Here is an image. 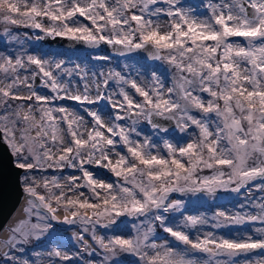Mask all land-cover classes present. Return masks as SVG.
<instances>
[{"label": "snow or ice", "instance_id": "obj_1", "mask_svg": "<svg viewBox=\"0 0 264 264\" xmlns=\"http://www.w3.org/2000/svg\"><path fill=\"white\" fill-rule=\"evenodd\" d=\"M42 2L43 7L41 0L30 5L28 0H0V21L94 47L112 45L120 56L142 52L167 66L163 72L173 73V86L165 88L155 74L152 87L142 86L138 77L114 70L93 73L91 84L81 76L77 85L61 78L73 74L62 61L50 63L31 54L26 59L0 56V73L8 81L0 87V139L17 158L16 166L27 171L67 167L81 174L68 178L67 192L59 177H42V185L35 176L24 177L28 218L10 229L11 236L0 245L6 249L0 252L4 264H81V251L102 255L100 264H264V203L255 212L218 211L212 217L214 228L260 225L251 232L201 236L185 229L205 225L207 219L186 215L185 200L172 196L219 200L218 192L239 193L257 180L261 183L256 187L264 190V0H201L196 6H186L184 0ZM38 17L47 18L51 26L44 27ZM161 17L167 18L163 30ZM76 70L83 71L79 65ZM97 75L102 79H95ZM110 81L120 86L122 99L113 98ZM37 87L55 95L39 94ZM25 90L28 95H20ZM65 99L95 106L84 109L89 120L64 106H50ZM105 107L114 110L107 120ZM157 117L173 122L191 139L179 145L165 140L166 151L161 152L149 137L141 139L137 129L142 120L167 132ZM64 134L69 137L66 145ZM90 168L106 169L117 179L105 182ZM205 169L212 174L198 175ZM81 178L83 183H77ZM41 186L47 199L37 193ZM38 207L43 214L33 212ZM82 209H91V216ZM169 213H180L182 222L170 220ZM102 218L107 219L102 223ZM64 226L81 227L73 236L83 248L72 255L51 247L70 230ZM97 226L115 234L97 235ZM157 229L173 240L157 243ZM89 232L100 252L85 241L82 233Z\"/></svg>", "mask_w": 264, "mask_h": 264}, {"label": "rangeland", "instance_id": "obj_2", "mask_svg": "<svg viewBox=\"0 0 264 264\" xmlns=\"http://www.w3.org/2000/svg\"><path fill=\"white\" fill-rule=\"evenodd\" d=\"M29 5L31 4V0H28ZM206 2V0H205ZM184 3L186 6H196L201 3V0H184ZM163 7H166L167 5H162ZM41 7H43V2L41 0ZM21 10H25L23 6L21 7ZM201 14L203 13V10H200ZM84 23L89 24L90 22L84 20V18H80ZM38 21H41L44 25V27H50L51 21H49L45 17H38ZM167 23V18L161 17V26L162 30L164 29V26ZM8 30L6 33L5 30ZM47 35L45 32L41 31L40 29H36L33 27H24L16 26V25H10L5 24L3 21H0V56L4 55H13V58L15 55H22L26 59L27 54L36 55L39 56L43 60H47L50 63L55 62H63V66L68 68L69 70L73 71L72 76L66 77L62 76L61 78L67 81L68 79H71L75 84L79 85L82 84V81L80 79L81 76H84L85 80L91 84L93 81V73H108L109 71H120L122 74H127L131 78H137L138 77V83H140L142 86L146 87H152V77L153 74L160 76L161 80L164 83L165 88L172 87V72H163V68L167 67L166 65L161 66V62L155 61L151 63L143 62L138 60L134 57L129 56H110L107 54H103L98 51L93 52H78V51H66L63 49H59L56 47L48 46L46 45L43 40L46 38ZM37 37H40L39 39ZM53 38L54 36H50ZM233 39H240V38H233ZM97 57H111L110 60H104V59H97ZM2 62V61H0ZM76 65L80 66V69L83 71L76 70ZM27 66V65H26ZM35 67V66H33ZM161 69L160 71H157V69ZM86 73V75H85ZM55 75V73H54ZM95 79L100 80L102 77L97 75ZM8 81L4 79V74L0 73V87H4L5 84ZM119 87L115 84L114 81L109 82V91L113 94V98L116 100L122 99L119 96ZM36 91L39 94L43 95H55L51 92L50 89L44 88V87H38ZM131 94V93H130ZM22 96H27L28 92L22 91L20 93ZM205 99H207V94H202ZM167 98V97H166ZM142 99V98H139ZM173 99H175V96H173ZM52 107H59L64 106L68 108L70 111H75L79 115L84 116L85 121L89 120V117L85 114L84 109L95 107L90 106L87 104L80 105L76 101L72 100H58L55 101L52 105ZM114 110L109 109L107 111H104L103 118L107 120L108 115L112 113ZM193 115H197L196 111L193 110ZM55 115V114H54ZM118 123L125 124V121H117ZM137 129L141 131V139L144 136L149 137L154 142L158 144V147L160 148L161 152L166 151L163 147V142L166 140L174 145L184 144L188 142L191 137L185 133H182L177 130L173 134H166L162 131H159L157 129H153L147 122L142 121L137 125ZM198 131V130H197ZM192 132V129H189V133ZM33 137L36 136V132L33 131L31 133ZM20 137V130L17 129V142H19ZM133 138H136L133 136ZM65 145L68 143V135L64 134L63 136ZM51 145H49L50 147ZM52 153L55 155H59L60 153L56 151L55 147H52ZM120 150L119 148L117 149ZM15 161L17 163V158L15 157ZM187 166V165H186ZM87 167V166H86ZM90 171L94 172V176L104 180L105 182H113L117 178L114 177L110 172H108L106 169H100V168H90ZM227 171V169L225 168ZM212 172L210 170L205 169L202 172H199L198 175L205 176V175H211ZM35 176L36 183L38 185H42V177H47L51 179L53 176L60 178V183L64 187V190L67 192L68 189V178L72 175L75 176H81L80 172L76 169H70L65 167L63 170H56V169H48L47 171H40V170H34V171H27L24 170L22 174V182L25 186L24 177L25 176ZM77 183H83V178L81 180L77 181ZM261 181L257 180L250 184L249 186L245 188H241V191L239 193L231 192V191H221L217 193V196L219 197V200L214 198H208L206 201H199L196 197H192L190 195H183L179 193H173L172 196L177 199H183L186 202V215H203L205 219H207V224L205 225H198L194 229H185V231H189L191 234L194 235H201L208 232H214L217 236L221 235H231L233 233H239L244 230H247L251 232L252 227H259V224L250 226L248 224L244 225H232L228 228H214L213 225L216 223L215 220L212 219L214 214L218 211H227L228 213H240L244 214L247 212H255L258 211L257 206L261 203H264V190H261L260 188L256 187V185H259ZM231 187H235V184L231 185ZM53 191H56L53 189ZM80 191H84L87 196V190L84 188H81ZM38 195H45L47 199V192L43 187L37 188ZM72 195V198H76L75 195ZM81 199H84V197H81ZM38 200V199H37ZM29 201V199H27ZM39 201V200H38ZM90 202H94L90 198ZM40 203V202H39ZM54 203V202H53ZM37 204V203H36ZM55 206V205H54ZM243 206V207H241ZM28 207V203H27ZM26 207V208H27ZM41 212L43 214L44 210H40V208L33 209V212ZM87 211L88 215L91 216L92 210H81V212ZM59 215L63 213H58ZM70 215V212L68 213ZM170 220H174L176 223H181L183 220V217L180 213H169ZM27 214L25 212V216L21 220H27ZM95 219V217H93ZM107 218H102V223ZM130 225L133 222L132 218H128ZM20 220V221H21ZM33 222H35V218L33 217ZM18 222L13 226H17ZM174 226V225H173ZM12 227V228H13ZM65 228H68L70 230L65 231L61 234V238L57 240L56 243L52 244V248H60L61 251L66 252L69 255H72L74 252H76L78 249H82L83 246L80 244L79 241H77L73 233L74 232H81L80 226H64ZM91 228V226H88ZM10 228V229H12ZM131 231H134L133 229H129ZM159 239H157V243H161L164 239H167L169 241H172L173 238L167 234L164 233L161 229H157ZM97 235H113L115 234L111 230L103 229L102 227L97 226L96 228ZM11 232L9 230L8 235L5 239L2 240V243L4 240H7L11 236ZM84 235L85 241H87L88 244L92 245L93 247L97 248V252H100L97 245H95L94 241L91 240L90 236L91 233H82ZM107 242V241H106ZM1 243V245H2ZM2 246H0V252L5 251ZM103 259L102 255H97L96 257L88 256L85 252L81 251L79 256V261L81 264H88L89 260L93 261V264H100V261ZM130 262L134 260L133 257H127ZM0 264H4L3 260L0 259ZM44 264H48L47 260L44 261Z\"/></svg>", "mask_w": 264, "mask_h": 264}, {"label": "water", "instance_id": "obj_3", "mask_svg": "<svg viewBox=\"0 0 264 264\" xmlns=\"http://www.w3.org/2000/svg\"><path fill=\"white\" fill-rule=\"evenodd\" d=\"M43 42L48 46L56 47L66 51H98L110 56H120L114 50L112 45H107L104 43L94 47L85 43L84 41L73 40L62 36H54L53 38L46 36ZM119 47L120 46H116V48ZM130 57L137 58L138 60L147 63L155 62V60L146 57V55L142 52L133 53ZM41 83L42 81L38 77L36 80V85H40ZM155 119L158 120L162 126H166L168 128V131L164 133L173 134L177 130L173 122L164 121L162 118L158 117ZM23 171L24 170L19 169L16 166L15 157L12 155L10 148L3 139H0V231L6 226L15 210L23 201L24 197L26 196L29 199L28 195L24 191V185L22 182ZM36 203L39 205L38 200H36ZM39 208L40 210H44L42 207Z\"/></svg>", "mask_w": 264, "mask_h": 264}, {"label": "bare ground", "instance_id": "obj_4", "mask_svg": "<svg viewBox=\"0 0 264 264\" xmlns=\"http://www.w3.org/2000/svg\"><path fill=\"white\" fill-rule=\"evenodd\" d=\"M109 109L110 108L105 107L104 111H107ZM27 199L28 198L25 196L19 207L15 210V212L11 216L6 226L0 231V245L2 243V240L7 237L10 228H12L17 222H19L23 218V216H25L26 207L28 203ZM60 215L61 217L63 216L62 214Z\"/></svg>", "mask_w": 264, "mask_h": 264}]
</instances>
